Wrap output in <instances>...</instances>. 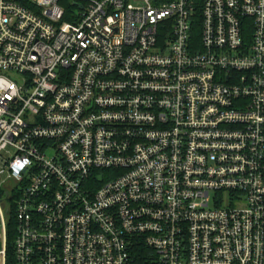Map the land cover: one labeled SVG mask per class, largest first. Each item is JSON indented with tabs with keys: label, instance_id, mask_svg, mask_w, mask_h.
Wrapping results in <instances>:
<instances>
[{
	"label": "built area",
	"instance_id": "2783aa9c",
	"mask_svg": "<svg viewBox=\"0 0 264 264\" xmlns=\"http://www.w3.org/2000/svg\"><path fill=\"white\" fill-rule=\"evenodd\" d=\"M10 247L264 264V0H0V264Z\"/></svg>",
	"mask_w": 264,
	"mask_h": 264
},
{
	"label": "trees",
	"instance_id": "16d2710c",
	"mask_svg": "<svg viewBox=\"0 0 264 264\" xmlns=\"http://www.w3.org/2000/svg\"><path fill=\"white\" fill-rule=\"evenodd\" d=\"M72 7H74V4H70L68 6V8H72ZM65 20L69 21V19H67V18H65ZM12 223L10 224V226H12ZM147 256H149V257L151 256L152 257V255L146 250L139 251L137 264H153L151 262V260L148 261V257ZM13 263H14V256H13V252H12V247H10L9 254H8V264H13Z\"/></svg>",
	"mask_w": 264,
	"mask_h": 264
}]
</instances>
